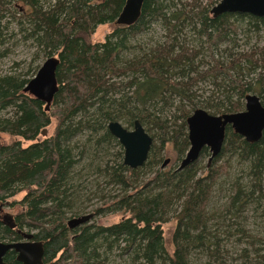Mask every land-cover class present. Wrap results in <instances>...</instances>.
Instances as JSON below:
<instances>
[{
    "label": "rangeland",
    "instance_id": "1",
    "mask_svg": "<svg viewBox=\"0 0 264 264\" xmlns=\"http://www.w3.org/2000/svg\"><path fill=\"white\" fill-rule=\"evenodd\" d=\"M48 1L40 0L45 5ZM158 2L160 11L153 15L141 7L138 21L124 30L122 42L117 34L122 25L115 24V14L93 26L92 40L124 43L116 75L109 73L112 88L74 118L80 128L65 142L74 163L58 216L65 221L85 218L75 229L86 228L90 235L86 264H264V130L258 141L249 143L227 125L214 157L205 147L196 160L180 167L189 148L186 119L195 108L214 115L245 109V99L231 87L233 78L243 76L258 86V92L252 93L264 106V26L245 13H232L223 37L210 43L201 31L200 14H211L218 0ZM24 4L0 0L5 15L0 22V71L38 69L48 57L18 28V20L23 28L29 27L25 17L16 13L27 8ZM155 49L173 55L189 50L190 63L167 72L180 76L170 78V83L185 92L175 87L176 93L169 88L158 96L137 99L133 91L142 72L133 61ZM213 59L225 70L215 71ZM136 119L152 143L142 165L130 168L123 163L124 147L110 133L108 123L118 121L130 130ZM11 140L0 132V143ZM166 158L170 160L162 166ZM200 190L199 207L189 216L183 211L185 202L192 191L196 195ZM158 197L151 229L160 233V249L148 259L145 248L153 232L144 228L145 217H133V208L140 199ZM5 213L14 215L16 208L3 205L0 216ZM122 216L118 228L114 223Z\"/></svg>",
    "mask_w": 264,
    "mask_h": 264
},
{
    "label": "trees",
    "instance_id": "2",
    "mask_svg": "<svg viewBox=\"0 0 264 264\" xmlns=\"http://www.w3.org/2000/svg\"><path fill=\"white\" fill-rule=\"evenodd\" d=\"M23 1L27 8L15 10L20 17H25L29 27L23 28V23L18 20V28L26 39L35 41L45 56L58 58V90L45 108L46 104L23 91L37 68L17 70L9 67L0 71V132L12 137L9 143H0V207L16 208L14 215L8 213L13 218L14 227L3 223L4 214L0 216V239L17 241L22 239L19 231L31 232L32 241L42 246L39 264H86L90 254L87 229H70L65 218L58 216L63 208L65 182L74 163L65 142L80 128L75 127L74 118L85 113L102 93L112 88L110 74L116 75V60L124 43L120 42L124 41V30L129 26L122 25L117 30L118 36L122 35L118 43L108 39L96 42L92 40V33L93 26L115 14L124 0H49L46 5L40 0ZM145 8L148 15L160 11L158 0H143L142 11ZM2 11L0 7V22L5 16ZM200 15L201 31L211 43L223 37L226 19L233 14L213 17L204 12ZM249 16L264 26L263 18ZM208 28L212 30L208 31ZM170 52L155 49L133 61L132 65H139L142 72L133 91L137 99L158 96L169 88L175 93V87L183 90L182 86L170 83V78L180 76L167 72L172 68L186 67L191 60L190 52L188 49L180 55ZM182 60L184 62L180 64ZM213 69L217 72L225 70L217 59H213ZM232 80L231 87L240 99L259 90L243 76ZM50 125L53 126L48 132ZM22 142L28 144L24 146ZM19 193L23 194L17 199ZM194 194L193 191L190 193L183 209L189 216L196 213L203 190ZM157 202L159 197L150 201L140 199L133 208V217H145L144 228L153 232L145 248L148 259L160 249V233L155 234L156 230L151 229V223L156 221ZM122 220L123 216L114 225L120 228ZM173 254L170 257L175 260ZM3 259L6 264H21L13 250H9Z\"/></svg>",
    "mask_w": 264,
    "mask_h": 264
},
{
    "label": "water",
    "instance_id": "3",
    "mask_svg": "<svg viewBox=\"0 0 264 264\" xmlns=\"http://www.w3.org/2000/svg\"><path fill=\"white\" fill-rule=\"evenodd\" d=\"M142 4L143 0H125L115 18V24L129 26L135 23L140 16ZM210 13L213 17L223 13H245L264 19V0H218L211 7ZM58 62L56 56H48L23 88V91L46 104L45 108H48L58 90L56 79ZM244 99L245 109L238 112L214 115L202 108L193 110L186 119L189 148L181 159V168L196 160L205 147L211 152L210 158L214 157L220 150L227 125H231L234 131L249 143L260 139L264 130V106L254 93H247ZM108 129L124 147L123 163L130 168L141 166L147 157L152 138L140 121L134 120L130 130L118 121H110ZM169 160L166 158L162 166H165ZM2 219L5 225L15 226L10 214L5 213ZM84 221L85 218L82 216L73 217L67 221V226L74 229ZM19 233L22 237L20 240H0V264H6L3 258L9 250L16 253V259L21 264H39L43 254L41 244L32 241L31 232L19 231Z\"/></svg>",
    "mask_w": 264,
    "mask_h": 264
}]
</instances>
